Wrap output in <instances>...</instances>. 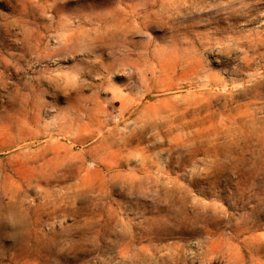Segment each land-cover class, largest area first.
<instances>
[{
    "label": "rangeland",
    "instance_id": "rangeland-1",
    "mask_svg": "<svg viewBox=\"0 0 264 264\" xmlns=\"http://www.w3.org/2000/svg\"><path fill=\"white\" fill-rule=\"evenodd\" d=\"M0 264H264V0H0Z\"/></svg>",
    "mask_w": 264,
    "mask_h": 264
},
{
    "label": "bare ground",
    "instance_id": "bare-ground-1",
    "mask_svg": "<svg viewBox=\"0 0 264 264\" xmlns=\"http://www.w3.org/2000/svg\"><path fill=\"white\" fill-rule=\"evenodd\" d=\"M238 236V235H237ZM216 239V238H215Z\"/></svg>",
    "mask_w": 264,
    "mask_h": 264
}]
</instances>
